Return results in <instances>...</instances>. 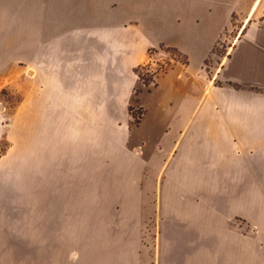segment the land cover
I'll return each instance as SVG.
<instances>
[{
  "label": "crops",
  "instance_id": "crops-1",
  "mask_svg": "<svg viewBox=\"0 0 264 264\" xmlns=\"http://www.w3.org/2000/svg\"><path fill=\"white\" fill-rule=\"evenodd\" d=\"M204 1L165 7L162 26L149 8L154 25L129 33L108 0H0V90L12 66L42 72L18 128L0 109V184L18 175L0 210L19 214L0 213V257L33 240L31 207L35 264H72L77 241L84 264H264V42L237 38L210 83L204 60L244 0ZM160 43L187 61L139 92L132 124L134 68Z\"/></svg>",
  "mask_w": 264,
  "mask_h": 264
},
{
  "label": "rangeland",
  "instance_id": "rangeland-1",
  "mask_svg": "<svg viewBox=\"0 0 264 264\" xmlns=\"http://www.w3.org/2000/svg\"><path fill=\"white\" fill-rule=\"evenodd\" d=\"M204 0H108V14L109 18L113 17V25L118 27H123L124 32H133L135 29H142L147 27L149 24L154 25V22L144 21V16L147 17V12L149 8H154L156 14L152 18L155 19L156 24L162 26L164 18H166L164 9L165 7L182 8L187 7L195 8L197 5L201 7ZM252 5V6H251ZM255 5V7H254ZM251 6V8H250ZM254 7V11H252ZM250 8V9H249ZM252 13V14H251ZM118 16V17H117ZM173 20L182 22L185 17L171 16ZM111 23V22H110ZM112 24V23H111ZM243 35H250L253 37L262 36L260 39L264 42V0H244L242 6L236 8L231 13L230 22L227 24L217 42L215 43L212 51L205 58L203 63V70L206 72L207 76L210 77V83H213V78L215 77V72L219 70V66L225 61L227 55L234 46V42L237 38H241ZM232 51V50H231ZM148 59L140 64H144V67L140 70L143 78H147L148 74H153L154 78L148 80L147 85L139 79V83L135 86L132 91L131 99L124 97V108L129 113V119L132 124H137L139 119L143 114V106L138 102V91L142 89H149L154 85L156 78L167 71L172 65L181 63L185 64L187 59L178 50H173L172 47L166 46L163 43L158 44L155 47H151L147 51ZM148 63V65H146ZM60 72L63 71L62 66H59ZM55 70L58 71L57 66ZM135 70V68H134ZM41 72L37 69V66H12V76L9 81H5L4 85L0 90V109L3 114L2 122H6L8 127L12 129L18 128V117H19V106L21 104H31L34 99L35 90L37 88L36 76L37 73ZM47 67L45 66L44 74L46 76ZM156 75V76H155ZM216 85H220L219 81L215 82ZM44 88L49 86V82H44ZM240 87L239 84L235 85ZM125 92L127 88V82L124 80ZM253 89V87H251ZM258 89V88H256ZM137 90V91H136ZM126 95V94H125ZM14 142V141H13ZM7 141L2 139L0 142V153L5 151L7 147ZM3 183L0 184V197H3L4 201H8L9 190L11 187L18 185V175L17 178H13L9 175H3ZM94 180V178H93ZM6 204V203H4ZM0 213L3 217H18V211L16 214H11L6 208H2ZM93 219L90 226L91 232H100L99 220ZM28 234L29 239L27 242V249L24 247V241H22V252L20 255V242H12V248L17 252V255H12L8 257H0V264H35V250H34V208L29 207L28 209ZM32 221V222H31ZM19 226H17L18 228ZM83 242L77 241L76 254L72 253L69 259L72 264H84L83 251L81 250V245ZM99 243V242H98ZM4 244V243H2ZM141 245H146L149 247V253L154 255L157 251V241L156 240H141ZM76 255V256H74ZM77 255H80L77 257ZM99 259V258H98Z\"/></svg>",
  "mask_w": 264,
  "mask_h": 264
},
{
  "label": "trees",
  "instance_id": "trees-1",
  "mask_svg": "<svg viewBox=\"0 0 264 264\" xmlns=\"http://www.w3.org/2000/svg\"><path fill=\"white\" fill-rule=\"evenodd\" d=\"M173 50H175L174 48H172ZM148 65V63L146 64ZM144 67V64H139L135 67V72L137 73L139 79L143 82V84L147 85L148 80H151V78H154L153 74H148L147 78H143V76L141 75L140 70ZM156 76V75H155ZM155 84V81L153 82ZM137 91V90H136ZM140 91H138L137 93H139Z\"/></svg>",
  "mask_w": 264,
  "mask_h": 264
}]
</instances>
